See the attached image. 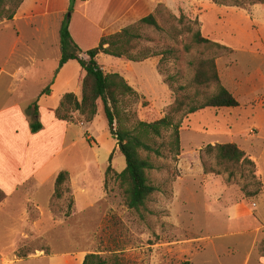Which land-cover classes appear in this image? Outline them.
Wrapping results in <instances>:
<instances>
[{
  "label": "rangeland",
  "instance_id": "obj_1",
  "mask_svg": "<svg viewBox=\"0 0 264 264\" xmlns=\"http://www.w3.org/2000/svg\"><path fill=\"white\" fill-rule=\"evenodd\" d=\"M58 3L64 4V0ZM123 3L110 0L109 11H118ZM76 4L75 1L71 7L70 1L65 14V18H73L74 32L87 24L80 14L81 8L76 11ZM167 4L171 7L165 4L167 10L159 14L163 29L143 26L139 44L141 49L151 47L157 52L175 50L164 60L162 72V55L143 62L105 54L99 57L105 72L121 73L139 94L122 99L116 128L133 129L139 121L152 122L167 115L180 92H175L165 78L172 77L174 88L187 85L183 93H193L195 88L190 85L195 64L211 56H216L221 83L237 96L240 105L176 114L175 122L180 123L179 154L167 145L172 137L171 128L156 138V146L162 147L161 155L142 152L154 163L147 175L156 191L140 210L126 205L124 189L117 179L116 173L126 167V158L110 131L102 100L97 118L89 125L83 124L89 122H83L78 112L74 121L68 123L57 120L51 111L68 92L82 97V67L73 61L60 74L50 95H40L54 76L62 52L60 46L40 45V33L26 22L19 24L25 44L14 61L24 72L33 69L31 73H36L22 88L20 100L39 101L38 120L47 123L43 135L56 138V166L70 173V192L61 198L54 197L51 204L55 221L49 219L46 209L38 229L43 238H35L32 245L50 252H70L74 259L77 255L97 253L111 264H181L186 260L193 264H264L259 248L264 239L258 208L264 202L262 189L253 194L257 185L245 176L247 168L243 169L244 174L238 172L228 180L226 173L206 174L203 165L204 159L214 164L211 157L203 156L208 144L233 142L247 149L246 142L251 138L255 139L257 134L264 136V79L260 75L264 73V54L260 67L264 12H253V7L264 5V0H246L242 6L219 5L213 0H168ZM150 10L144 3L139 4L133 18H143ZM171 13L177 17L184 13L197 20L194 29L226 43L233 52L195 43L192 34L184 31ZM48 25L51 37L47 39L50 44L55 43L54 15L48 17ZM84 44L81 47L92 49L99 42ZM34 58L38 63L32 68ZM199 90L200 98H204L214 93L215 87L203 86ZM53 147L51 144L50 150ZM109 165L113 169L107 173ZM52 181L55 184L51 179L42 190L52 187ZM76 200L83 212L72 216ZM61 216H72V223L65 224ZM26 248H20L18 255ZM36 264L45 262L38 260Z\"/></svg>",
  "mask_w": 264,
  "mask_h": 264
},
{
  "label": "crops",
  "instance_id": "obj_2",
  "mask_svg": "<svg viewBox=\"0 0 264 264\" xmlns=\"http://www.w3.org/2000/svg\"><path fill=\"white\" fill-rule=\"evenodd\" d=\"M109 1L76 0L75 9L77 11L81 8L80 14L84 15L83 19L87 22V24L79 26L77 32H74L73 18L70 20L71 34L80 47L88 41L98 43L102 36L120 31L139 20L133 18L139 4L144 3L146 8L151 9V13L159 3H165L171 7L167 4L168 0H123V6L118 11L110 12ZM69 3L70 0H64V4H59L58 0H24L12 20H0V194H2L0 198V264H36L38 260L44 261L45 264H82L86 256L77 255L74 259L70 252H50L32 245L35 238H43L38 229L46 209L50 214L49 219L55 221L51 204L54 200L56 179L62 171V167L58 166L57 168L56 166L55 136L43 135L46 134L47 123L41 119L43 121L41 130L32 132V119L28 115L27 109L33 102L20 100V95L23 93L22 88L36 76V73H31L33 69L24 72L22 66L14 61V56L17 55L19 48L25 44L19 27L21 22H26L40 33V45L44 47L56 45L61 49L60 29ZM256 6L253 7V12L261 15L264 12V5ZM50 15L55 16L52 33L55 43L51 44L47 39L51 37L48 25ZM109 29L114 31L108 32ZM219 43L229 47L226 43ZM81 48L84 51L89 49ZM260 51L261 57H258L261 58V67L262 54L264 53L262 50ZM102 54L98 56L100 64L102 63L99 57ZM31 61L32 68L37 66V59L34 58ZM73 61L76 60L69 61L57 75L54 74L49 80L47 86L55 78L51 85V91L60 74ZM103 67L105 68L104 65ZM260 72H262L261 69ZM260 75L264 79V73H260ZM47 86H44L43 90ZM43 90L41 91L43 92ZM54 109L51 108V111L54 112ZM98 114L99 111L95 119ZM95 119L83 124H92ZM57 120L59 119L57 118ZM52 122L56 121L52 120ZM51 144L54 145L52 150H50ZM246 145L247 149L245 147L241 149L245 151L247 157L255 162V174L262 184V199H264V136L257 134L256 138H251L246 142ZM51 179L55 180V184L52 181V187L42 190L44 186L50 185ZM258 208L259 221L261 227L264 228V202L260 203ZM82 212L83 210L79 208L76 200V212L72 216L80 215ZM72 216H61L60 219L65 224L72 223ZM23 247H27L26 250L22 255H18V251ZM263 258L261 257V260Z\"/></svg>",
  "mask_w": 264,
  "mask_h": 264
},
{
  "label": "trees",
  "instance_id": "obj_3",
  "mask_svg": "<svg viewBox=\"0 0 264 264\" xmlns=\"http://www.w3.org/2000/svg\"><path fill=\"white\" fill-rule=\"evenodd\" d=\"M24 0H0V20H12ZM71 7L76 0H70ZM214 3L226 6H242L246 0H213ZM167 10L164 3H159L156 9L147 16L139 19L120 31L110 33L101 37L98 46L84 51L74 40L70 31V18H65L60 29V43L62 56L55 75L69 61L76 60L85 71L82 80V97L76 93H66L59 104L54 109V113L59 120L72 123L74 115L78 112L83 122H92L99 111V100L103 102V109L108 119V124L112 135L118 140L120 150L126 158V167L120 173H116L121 187L124 189L125 202L130 209L140 210L145 206L151 195L156 191V187L150 182L147 171L154 168V163L150 156H143L142 152L148 154L156 153L161 155V146H156V138L162 136L165 129H173L172 137L167 144L176 154L180 151V123L175 122L176 114H194L207 108H233L240 105L237 96L221 83V77L217 67L216 56H211L200 60L195 64V75L191 87L195 88L193 93H183L187 85H179L174 88L172 77L165 78L169 86L180 94L170 111L164 117L152 122L139 121L133 129L116 128L115 123L120 114L122 99L126 96L139 97L137 91L119 72H105L103 65L99 63L98 56L103 53L117 58H125L131 62H143L149 58L162 55L159 63V70L162 72V65L169 54L175 52L173 49H166L157 52L151 47L140 48V39L143 37V26H153L162 30L159 14ZM171 18L176 20L184 31L192 34L193 41L199 45L207 47H217L224 52H233V49L214 41L210 37L203 35L201 29H194L197 20L188 18L184 13L179 17L171 13ZM189 49V47H187ZM51 83L43 90L42 95L51 93ZM215 87V92L204 98H200V88L203 86ZM197 87V88H196ZM182 92V93H181ZM34 101L27 109L31 116V130L38 132L42 128L38 120L39 104ZM203 156L211 157L214 164H210L204 159V172L220 175L227 174V179L232 180L236 174L242 173L247 168L246 177L255 181L257 188L252 191L257 195L261 192L262 184L255 174L256 165L253 160L246 156V153L236 143H215L208 144L203 149ZM112 159V154L110 160ZM109 165L107 173L112 170ZM244 174V173H242ZM70 173L62 170L56 179L54 197L61 198L64 193L70 192L68 185ZM251 194V193H250ZM260 251L264 257V239L260 243ZM82 264H111L107 258L97 253H88ZM181 264H193L186 260Z\"/></svg>",
  "mask_w": 264,
  "mask_h": 264
}]
</instances>
